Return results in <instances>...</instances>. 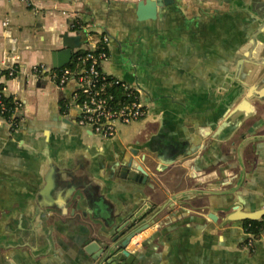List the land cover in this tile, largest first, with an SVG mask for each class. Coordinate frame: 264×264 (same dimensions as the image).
<instances>
[{
	"label": "crops",
	"instance_id": "1",
	"mask_svg": "<svg viewBox=\"0 0 264 264\" xmlns=\"http://www.w3.org/2000/svg\"><path fill=\"white\" fill-rule=\"evenodd\" d=\"M144 2L0 0V65L20 70L1 85L23 103L19 128L0 118V264H88L87 241L109 230H93V218L146 200L166 210L140 236L142 264H156L170 238L246 248L241 224L218 230L208 214L225 192L247 211L264 208V0H177L140 19ZM75 36L80 49L106 37L103 71L144 91L147 117L118 125L114 139L79 127L76 83L60 89L48 73ZM35 67L47 72L33 77ZM205 143L197 155L208 170L173 163ZM130 162L148 185L117 178ZM80 191L100 203L74 211Z\"/></svg>",
	"mask_w": 264,
	"mask_h": 264
},
{
	"label": "water",
	"instance_id": "2",
	"mask_svg": "<svg viewBox=\"0 0 264 264\" xmlns=\"http://www.w3.org/2000/svg\"><path fill=\"white\" fill-rule=\"evenodd\" d=\"M177 0H146L140 4L139 18L141 19V12L143 10L150 11V18L155 19L158 8L175 4ZM146 5L147 8H144ZM82 38L80 36L69 37L67 48L53 53L52 70H60L68 66L73 58L74 50L82 47ZM185 146L183 150L178 152L173 163L176 162L180 156L194 160V163L202 170L206 171L209 168L207 157L199 158L197 155L198 148L200 150L206 148L207 143L204 145L196 144L189 148ZM190 152L187 156L185 153ZM133 162L123 165L121 171L118 173L117 178L124 182H134L137 184L148 185L149 177L145 171L140 167L137 171H131ZM225 187L226 184L222 183L220 187ZM234 193V192H233ZM232 192H225L221 194L223 201L218 209H214V213H209L208 218L217 224L218 230L230 228L235 224H241L244 228L246 221H262L264 219V208L256 211H247L239 197H235ZM84 191H80L75 199L70 203L74 211L85 210L87 204L95 206L91 201L97 203L96 196L90 197ZM79 196V199L77 198ZM100 203V202H99ZM148 204V205H147ZM101 205V204H97ZM114 206V204H113ZM155 204H151L146 200L143 204L137 205L131 212L127 214L114 211L111 213V218H93V230L106 227L108 234L96 233L99 239L92 238L87 241L84 251L88 256V264H142L140 257L130 251L131 240L149 230L154 224L158 215L166 210V206L155 209ZM99 210V209H98ZM97 210V212H98ZM199 210H208L207 205H202ZM45 210L43 213H46ZM100 212V211H99ZM98 212V213H99ZM117 213V214H116ZM217 214V215H216ZM85 216V215H84ZM108 218V217H107ZM148 218L154 220L147 222ZM97 230V231H98ZM130 230V231H129ZM95 232V231H94ZM216 232V231H215ZM250 237V236H249ZM246 236V238H249ZM222 240V239H221ZM220 240V241H221ZM264 239L256 242V252L252 256L250 250L231 248L226 249L224 246L206 244H192L187 238H170L167 242V251L159 258L157 263L161 264H264ZM221 243V242H220Z\"/></svg>",
	"mask_w": 264,
	"mask_h": 264
},
{
	"label": "built area",
	"instance_id": "3",
	"mask_svg": "<svg viewBox=\"0 0 264 264\" xmlns=\"http://www.w3.org/2000/svg\"><path fill=\"white\" fill-rule=\"evenodd\" d=\"M33 5L34 0H10ZM75 30L82 28L80 22L75 23ZM108 39L105 37L98 43L92 42L75 49L71 66L51 72V79L57 87L62 89L75 82L77 91L75 94L76 107L78 109L77 125L89 129L94 135L103 139H114L117 135L118 125H130L145 119L148 115V107L143 100L144 91L139 85H132L119 78L112 77L103 71V63L108 59ZM16 64L0 65L1 79L16 78L20 73ZM47 72L42 67L32 70L33 77H41ZM4 87H0V118L11 129H17L21 125V111L23 103L12 96L15 106L9 110L4 103ZM141 235L134 237L130 243L131 250L135 252L141 244ZM138 241H135L137 240ZM254 239L250 236L246 245L252 249Z\"/></svg>",
	"mask_w": 264,
	"mask_h": 264
},
{
	"label": "trees",
	"instance_id": "4",
	"mask_svg": "<svg viewBox=\"0 0 264 264\" xmlns=\"http://www.w3.org/2000/svg\"><path fill=\"white\" fill-rule=\"evenodd\" d=\"M71 65L72 64H69V66ZM7 79H10V78H7ZM0 87H2L1 84H0ZM3 100L9 110H12L13 108H15L12 102V96L4 97ZM244 227H245L247 236L248 237L251 236L254 239L253 247L252 249H249L251 255L253 256L256 252V242L260 241L261 239H264V219L262 221H255V222L246 221L244 222ZM249 239L250 237L247 238L245 245H247Z\"/></svg>",
	"mask_w": 264,
	"mask_h": 264
},
{
	"label": "flooded vegetation",
	"instance_id": "5",
	"mask_svg": "<svg viewBox=\"0 0 264 264\" xmlns=\"http://www.w3.org/2000/svg\"><path fill=\"white\" fill-rule=\"evenodd\" d=\"M245 228V227H244ZM130 231V230H129ZM132 241V240H131ZM140 246V245H139ZM246 246V245H245ZM133 253V252H132ZM136 253V252H135Z\"/></svg>",
	"mask_w": 264,
	"mask_h": 264
},
{
	"label": "rangeland",
	"instance_id": "6",
	"mask_svg": "<svg viewBox=\"0 0 264 264\" xmlns=\"http://www.w3.org/2000/svg\"><path fill=\"white\" fill-rule=\"evenodd\" d=\"M138 239H139V238H137V240H135V241H138ZM139 240H140V239H139Z\"/></svg>",
	"mask_w": 264,
	"mask_h": 264
}]
</instances>
